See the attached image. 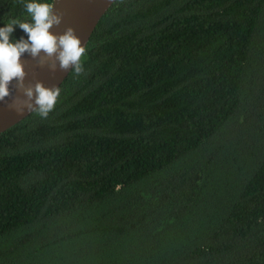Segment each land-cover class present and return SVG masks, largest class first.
Returning <instances> with one entry per match:
<instances>
[{
	"label": "trees",
	"instance_id": "1",
	"mask_svg": "<svg viewBox=\"0 0 264 264\" xmlns=\"http://www.w3.org/2000/svg\"><path fill=\"white\" fill-rule=\"evenodd\" d=\"M80 63L0 134V264H264V0H117Z\"/></svg>",
	"mask_w": 264,
	"mask_h": 264
},
{
	"label": "clouds",
	"instance_id": "2",
	"mask_svg": "<svg viewBox=\"0 0 264 264\" xmlns=\"http://www.w3.org/2000/svg\"><path fill=\"white\" fill-rule=\"evenodd\" d=\"M24 10L31 17L30 23L14 19L0 28V101L10 95L9 85L15 79L18 82L17 87L22 89L26 99L17 98L10 107L22 111L24 108L33 109L35 106V111L46 118L56 105L60 95L59 89L46 88L40 82L34 87H25L26 72L21 62L22 55L27 52L36 58L44 52L46 56L41 59V64L53 61L52 66L55 68V61H58L61 69L67 70L74 66V71L80 73L83 71L80 61L85 48L81 46V40L72 28L59 36L50 32L62 19L54 13L52 3L26 0ZM16 26L26 33L27 39H10Z\"/></svg>",
	"mask_w": 264,
	"mask_h": 264
},
{
	"label": "water",
	"instance_id": "3",
	"mask_svg": "<svg viewBox=\"0 0 264 264\" xmlns=\"http://www.w3.org/2000/svg\"><path fill=\"white\" fill-rule=\"evenodd\" d=\"M116 1L53 0L54 13L61 16L62 19L59 25H54L50 29V32L59 36L72 28L75 35L81 40V46L86 48L99 21ZM45 56L44 52H41L40 56L36 58L27 52L22 55L21 62L26 72L25 87H34L36 83L40 82L46 88L58 89L74 69V66L67 70L61 69L58 61H55V68L52 66L53 61L41 64V59ZM17 83L15 79L10 83V95L0 101V134L20 123L35 111V106L33 109L24 108L22 111H16L10 107L17 98L26 99L22 89L17 87Z\"/></svg>",
	"mask_w": 264,
	"mask_h": 264
}]
</instances>
